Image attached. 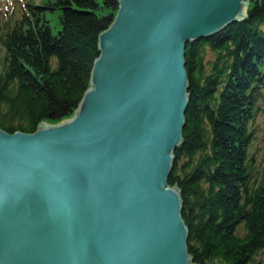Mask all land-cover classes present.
<instances>
[{
  "label": "water",
  "instance_id": "water-1",
  "mask_svg": "<svg viewBox=\"0 0 264 264\" xmlns=\"http://www.w3.org/2000/svg\"><path fill=\"white\" fill-rule=\"evenodd\" d=\"M249 0H119L75 114L0 128V264H193L169 183L183 140L185 48Z\"/></svg>",
  "mask_w": 264,
  "mask_h": 264
},
{
  "label": "trees",
  "instance_id": "trees-1",
  "mask_svg": "<svg viewBox=\"0 0 264 264\" xmlns=\"http://www.w3.org/2000/svg\"><path fill=\"white\" fill-rule=\"evenodd\" d=\"M118 8L0 0V128L34 132L75 114ZM185 60L189 103L169 183L181 190L193 264H264V0L189 41Z\"/></svg>",
  "mask_w": 264,
  "mask_h": 264
},
{
  "label": "rangeland",
  "instance_id": "rangeland-1",
  "mask_svg": "<svg viewBox=\"0 0 264 264\" xmlns=\"http://www.w3.org/2000/svg\"><path fill=\"white\" fill-rule=\"evenodd\" d=\"M259 135H261V137L263 136L262 135V129L259 131ZM255 148H259L260 152L262 151V148H263V140L262 139L257 140V141L254 142L252 150L255 149Z\"/></svg>",
  "mask_w": 264,
  "mask_h": 264
}]
</instances>
